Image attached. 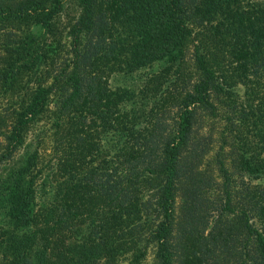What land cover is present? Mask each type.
Listing matches in <instances>:
<instances>
[{"label": "trees", "instance_id": "obj_1", "mask_svg": "<svg viewBox=\"0 0 264 264\" xmlns=\"http://www.w3.org/2000/svg\"><path fill=\"white\" fill-rule=\"evenodd\" d=\"M71 1L0 0V264H264V2Z\"/></svg>", "mask_w": 264, "mask_h": 264}, {"label": "rangeland", "instance_id": "obj_2", "mask_svg": "<svg viewBox=\"0 0 264 264\" xmlns=\"http://www.w3.org/2000/svg\"><path fill=\"white\" fill-rule=\"evenodd\" d=\"M255 2H264V0H253ZM78 12V6L76 3L71 1L70 8L67 11V16L68 18L71 17V15L76 14ZM150 71V69H143L140 71H136L130 74H116L114 75L111 80L110 84L112 87H117V86H125V87H141L143 83V77ZM236 91L238 95H242V97L245 95V89L242 85H239L236 88ZM254 184H264V178L262 179H255ZM153 257L150 256L147 258L145 262L142 264H150V261Z\"/></svg>", "mask_w": 264, "mask_h": 264}]
</instances>
